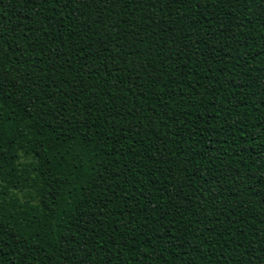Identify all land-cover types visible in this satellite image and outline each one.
<instances>
[{
  "label": "trees",
  "instance_id": "trees-1",
  "mask_svg": "<svg viewBox=\"0 0 264 264\" xmlns=\"http://www.w3.org/2000/svg\"><path fill=\"white\" fill-rule=\"evenodd\" d=\"M0 264H264V0H0Z\"/></svg>",
  "mask_w": 264,
  "mask_h": 264
}]
</instances>
